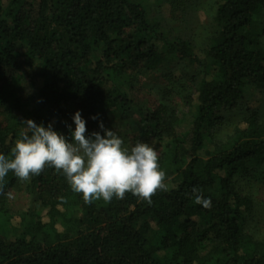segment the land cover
<instances>
[{
	"label": "trees",
	"instance_id": "obj_1",
	"mask_svg": "<svg viewBox=\"0 0 264 264\" xmlns=\"http://www.w3.org/2000/svg\"><path fill=\"white\" fill-rule=\"evenodd\" d=\"M263 5L217 0L205 75L187 98L189 128L178 133L175 117L160 108L136 115L135 93L166 57L202 64L188 44L166 43L139 3L8 0L4 6L0 0V153L10 154L26 131L23 121L51 123L67 134L79 110L86 135L101 131L100 122L115 131L112 121L136 118L128 148L163 143L158 163L165 173V187L151 203L130 192L85 203L54 168L27 181L9 172L0 181V264H264V238L244 232L251 201L234 185L248 164L264 160V123L249 117L225 142L205 149L220 109L233 107L249 88L264 91L256 18ZM20 184L40 207L37 214L12 217L4 210ZM193 188L210 207L194 203Z\"/></svg>",
	"mask_w": 264,
	"mask_h": 264
},
{
	"label": "rangeland",
	"instance_id": "obj_2",
	"mask_svg": "<svg viewBox=\"0 0 264 264\" xmlns=\"http://www.w3.org/2000/svg\"><path fill=\"white\" fill-rule=\"evenodd\" d=\"M134 1L143 7L148 20L156 27L166 43L181 41L188 44L196 51L198 60L202 64V67H198L185 60L166 57L165 61L145 74L140 89L135 93L136 115H145L160 108L164 117H175L178 122L177 132L185 133L191 119L187 98L194 93L205 75L207 64L205 50L210 38L216 32L213 19L217 0ZM2 2L5 6L8 0ZM256 18L260 30V45L264 50V5ZM127 91L131 95L130 91ZM218 116L215 127L208 131L206 150L211 148L210 144L214 141L225 142L233 135L235 127L249 117H253L258 123H264V91L247 89L242 100L231 108L220 109ZM2 120L3 118L0 117V122ZM135 121L136 118H133L126 125L120 123L118 125L117 121L111 122L115 128H118L114 132L124 141L122 147H130L131 126ZM147 144L156 150L157 155L164 150L163 143L152 139ZM234 185L238 194L251 201V210L245 215L244 232L253 240L261 241L264 238V160L260 163L248 164L244 172L234 177ZM3 207L12 217L27 212L37 214L40 210V207L35 205L25 193L23 184L9 191ZM6 229L10 236L14 235L15 231L10 226Z\"/></svg>",
	"mask_w": 264,
	"mask_h": 264
},
{
	"label": "clouds",
	"instance_id": "obj_3",
	"mask_svg": "<svg viewBox=\"0 0 264 264\" xmlns=\"http://www.w3.org/2000/svg\"><path fill=\"white\" fill-rule=\"evenodd\" d=\"M71 120L72 124L66 125L67 134L54 130L51 123L45 126L30 119L23 121L26 131L10 154L0 153V181L9 172L27 181L51 167L62 172L71 190L81 193L85 203L123 199L126 192L151 203L156 191L164 189L165 173L152 146L137 142L130 149L122 147L123 139L103 122L98 125L101 131L86 135V121L79 110ZM192 193L194 203L211 206L210 199L202 197L198 189L193 188Z\"/></svg>",
	"mask_w": 264,
	"mask_h": 264
}]
</instances>
